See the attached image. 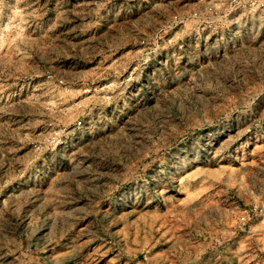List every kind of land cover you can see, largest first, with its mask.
<instances>
[{
  "label": "rangeland",
  "instance_id": "1",
  "mask_svg": "<svg viewBox=\"0 0 264 264\" xmlns=\"http://www.w3.org/2000/svg\"><path fill=\"white\" fill-rule=\"evenodd\" d=\"M0 264H264V0H0Z\"/></svg>",
  "mask_w": 264,
  "mask_h": 264
}]
</instances>
